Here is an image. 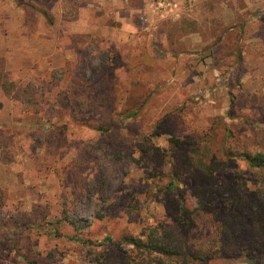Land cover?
I'll return each mask as SVG.
<instances>
[{
    "label": "rangeland",
    "instance_id": "374dc122",
    "mask_svg": "<svg viewBox=\"0 0 264 264\" xmlns=\"http://www.w3.org/2000/svg\"><path fill=\"white\" fill-rule=\"evenodd\" d=\"M0 74L45 90L31 106L0 88V264H83L89 242L164 218L138 145L197 133L215 150L264 129V0H0ZM101 110L103 134L83 121ZM228 165L219 180L247 166Z\"/></svg>",
    "mask_w": 264,
    "mask_h": 264
},
{
    "label": "trees",
    "instance_id": "16d2710c",
    "mask_svg": "<svg viewBox=\"0 0 264 264\" xmlns=\"http://www.w3.org/2000/svg\"><path fill=\"white\" fill-rule=\"evenodd\" d=\"M41 13L52 21L46 11ZM0 88L8 98L31 106L42 100L45 91L33 82L9 80L6 74H0ZM96 114L83 121L103 134L112 127L110 112ZM135 114L132 110L123 116ZM160 122L154 133L171 134L169 126ZM3 126L0 123V136ZM64 129L52 126L47 145L63 146ZM229 133L215 150L197 133L171 135L166 149L151 143L138 145L153 165L150 178L165 180L160 187L164 218L142 228L139 236L124 233L112 239L106 235L102 241L89 242L83 264H207L218 259L264 264V129L253 130L244 142ZM5 145L0 142V148ZM235 158L244 161L246 168H235L219 180V172ZM95 186H102L100 177Z\"/></svg>",
    "mask_w": 264,
    "mask_h": 264
}]
</instances>
